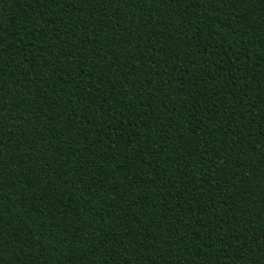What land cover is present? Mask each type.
Segmentation results:
<instances>
[{
  "label": "trees",
  "instance_id": "1",
  "mask_svg": "<svg viewBox=\"0 0 264 264\" xmlns=\"http://www.w3.org/2000/svg\"><path fill=\"white\" fill-rule=\"evenodd\" d=\"M0 264H264V0H0Z\"/></svg>",
  "mask_w": 264,
  "mask_h": 264
}]
</instances>
